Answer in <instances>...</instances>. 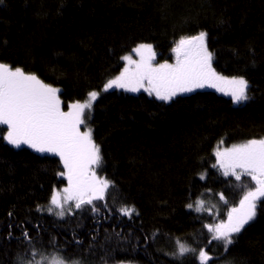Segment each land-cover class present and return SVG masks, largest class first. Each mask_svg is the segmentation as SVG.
Returning <instances> with one entry per match:
<instances>
[{
  "label": "trees",
  "instance_id": "obj_1",
  "mask_svg": "<svg viewBox=\"0 0 264 264\" xmlns=\"http://www.w3.org/2000/svg\"><path fill=\"white\" fill-rule=\"evenodd\" d=\"M200 32L215 70L247 79L250 99L234 104L207 88L169 102L102 91L83 127L101 149L97 174L113 182L105 200L63 217L49 212L54 188L66 184L60 158L0 137V264H18L33 248L80 264H200V249L209 264H264V203L227 250L205 227L213 222L208 210H195L198 199L218 202L222 194L223 217L245 185L254 187L224 176L214 149L264 139V0H3L0 62L58 87L67 111L139 44L153 46L154 61L170 60L181 38ZM126 206L135 213L121 215ZM179 244L195 251L180 256Z\"/></svg>",
  "mask_w": 264,
  "mask_h": 264
},
{
  "label": "snow or ice",
  "instance_id": "obj_2",
  "mask_svg": "<svg viewBox=\"0 0 264 264\" xmlns=\"http://www.w3.org/2000/svg\"><path fill=\"white\" fill-rule=\"evenodd\" d=\"M206 38L205 32L181 38L172 48L175 63L154 64L156 53L153 46L138 45L133 51L139 60L123 56L124 68L119 75L107 81L103 91L113 87L129 92L143 89L156 99L169 102L182 93L208 87L230 96L234 104L249 100L247 79L223 76L215 70L213 53L208 49ZM59 92L60 89L42 82L37 75L0 62V126H6V131L0 129V137L13 148L26 145L36 152L51 153L60 158L64 171L59 175L67 179L68 186L63 189V196L54 191L51 204L60 210L57 215L63 217L65 205L70 201L80 209L84 205H93L94 201L105 200L113 182L97 175V169L103 164L100 146L93 140L91 129L81 131L86 110H91L100 93L89 92L85 102L71 103L64 111ZM215 156L224 176H232L236 181L249 177L255 185H245L246 191L239 206L230 209L227 221L205 226L213 234L212 240L223 242L227 250L233 244L234 236L257 217L258 208L264 203V139H250L222 151L217 150ZM220 199L225 197L221 194ZM195 204L196 211H200L204 201L197 200ZM91 210L98 212L100 208L93 206ZM48 211L52 212L53 208ZM135 211L132 206L120 209L121 215L127 216ZM24 235L28 238L27 232ZM194 251L179 244L180 256ZM211 259L204 249L199 250L200 264H209ZM18 264H80V261L61 251L46 254L33 248L28 257H18Z\"/></svg>",
  "mask_w": 264,
  "mask_h": 264
},
{
  "label": "rangeland",
  "instance_id": "obj_3",
  "mask_svg": "<svg viewBox=\"0 0 264 264\" xmlns=\"http://www.w3.org/2000/svg\"><path fill=\"white\" fill-rule=\"evenodd\" d=\"M144 44H147V43H144ZM140 45V44H139ZM137 47V46H136ZM136 47H134L133 49H135ZM133 49L131 50V53L128 55V56H131L132 57V59L133 60H139V56L133 51ZM165 61H167L168 63H175V58L173 59V57L170 59V60H157V62L156 61H153V63L154 64H158V63H164ZM125 64H126V62L123 60V63H122V67L119 69V71L114 75V76H112L111 78H109L108 80H110V79H113L115 76H117V75H119V73H120V71L124 68V66H125ZM14 68V67H13ZM219 73V72H218ZM31 74V73H30ZM221 74V73H220ZM221 75H223V76H227V77H232V76H234V75H225V74H221ZM237 77H239V76H237ZM107 80V81H108ZM107 81L102 85V87L100 88V89H96V90H93V91H97V92H99V93H101L102 91H103V87H104V85L107 83ZM53 87H55V86H53ZM56 88H58V87H56ZM212 89V90H214V91H216L217 93H219V94H223L224 95V93H222V92H218L216 89H214V88H208V87H205V88H201V89ZM113 89H117V90H120V91H124V92H127V93H130V94H136V93H138V92H145V93H148V92H146V91H144L143 89H141V90H139V91H137V92H129V91H125V90H123V89H118V88H115V87H113L112 89H109V90H113ZM108 90V91H109ZM197 90V89H196ZM90 92H92V91H90ZM149 94V93H148ZM155 99H156V97L154 96V95H152ZM225 96H227V95H225ZM227 97H230V96H227ZM87 98H88V94H87V97L84 99V100H82L81 102H85L86 100H87ZM231 98V97H230ZM158 100V99H157ZM87 111V110H86ZM84 126V124L83 125H81V131H86V130H88V129H90L89 127H87V126H85V127H83ZM96 143V142H95ZM240 143H244V142H238V143H234V144H231V145H228V146H225L224 147V149L225 148H230V147H232L233 145H235V144H240ZM97 144V143H96ZM222 148V150H223V147H221ZM217 150H220L218 147H216L215 149H214V154H215V152L217 151ZM221 150V151H222ZM98 176H102V177H105V176H103V175H101V173H100V175L99 174H97ZM204 175L205 174H203V177H204ZM106 178V177H105ZM234 178V177H233ZM66 179V178H65ZM244 179L245 180H247V182H249V183H251L250 182V178L249 177H244ZM254 185V184H253ZM68 186V181H67V179H66V184H65V186L64 187H62L61 189H60V187H58V189H56V188H54V191L55 192H60L61 193V196H63V189L64 188H66ZM254 187H255V185H254ZM54 191H53V193H54ZM211 200L208 202V203H210L211 201H212V199L213 198H211V197H209ZM51 200V199H50ZM198 200H202V201H204V205H203V207H205V210H208L207 211V217L210 219V220H212L213 222L211 223V224H207V225H216V224H219L221 221H227V219H228V213H229V211H230V209L231 208H233V207H238L239 206V203L238 204H236V205H233V206H231L226 212H225V215L223 216V217H221L220 215L221 214H219V211L221 210V208H220V206H219V204L218 203H221L222 201L219 199L218 200V202H215V201H212L210 204V206H208V203H205V200L204 199H202V198H200V199H198ZM207 201V200H206ZM50 205L52 206V204H51V202H50ZM53 207V206H52ZM203 207L201 208V210L200 211H198V212H201L202 210H203ZM75 208V202L74 201H70L69 202V204L68 205H65V209H64V211H65V213H69L70 211H72L73 209ZM53 209L55 210V211H57V212H59L60 210L59 209H56V208H54L53 207ZM195 210H196V207H195ZM212 211H213V213H212Z\"/></svg>",
  "mask_w": 264,
  "mask_h": 264
},
{
  "label": "water",
  "instance_id": "obj_4",
  "mask_svg": "<svg viewBox=\"0 0 264 264\" xmlns=\"http://www.w3.org/2000/svg\"><path fill=\"white\" fill-rule=\"evenodd\" d=\"M174 58H175V55H174Z\"/></svg>",
  "mask_w": 264,
  "mask_h": 264
}]
</instances>
